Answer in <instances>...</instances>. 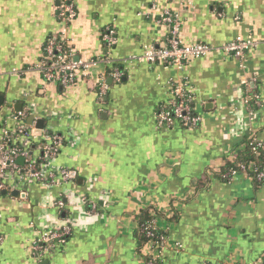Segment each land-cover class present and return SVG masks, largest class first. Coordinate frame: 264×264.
<instances>
[{"label":"crops","instance_id":"0c3cea01","mask_svg":"<svg viewBox=\"0 0 264 264\" xmlns=\"http://www.w3.org/2000/svg\"><path fill=\"white\" fill-rule=\"evenodd\" d=\"M65 1L76 9L67 24L60 17ZM166 12L179 20L184 45H253L241 58L213 51L182 70L135 62L166 45ZM108 29L116 36L110 50ZM60 35L76 59L110 52L113 63L98 64L71 86L47 82L37 68ZM112 66L124 73L120 83ZM179 84L191 90L202 118L196 128L158 125V110ZM249 96L261 103L254 115ZM23 124L30 136L20 144L37 162L47 137L62 139L51 167L71 177L57 184L5 180L0 264H147V257L264 264V183L221 176L247 140L264 141V0H0V142L17 137ZM17 163L23 168L27 160ZM150 208L163 243L140 249L138 216ZM64 228L71 233L63 242L39 243L43 232Z\"/></svg>","mask_w":264,"mask_h":264},{"label":"built area","instance_id":"2783aa9c","mask_svg":"<svg viewBox=\"0 0 264 264\" xmlns=\"http://www.w3.org/2000/svg\"><path fill=\"white\" fill-rule=\"evenodd\" d=\"M60 17L64 24L69 23L76 17V9L72 2L65 1L60 6ZM162 22L170 27V36L165 46L160 48H150L139 57L135 58V62L147 63V64H165L175 67L177 70H182L184 65L191 59L203 58L213 51L220 54H228L238 58L245 55L246 51L253 45L251 42L243 41L241 39L234 40L225 44L224 46L213 48L207 44H194L184 45L180 39V22L176 16H173L170 12H166L162 15ZM59 41L50 40L47 43L45 49V59L39 64L38 70L43 74L44 79L50 83H58L62 86H71L76 84L82 76H89L90 70L98 64H105L110 66L113 62L110 58V52L103 59L97 61H80L75 57L74 52L68 46L66 39L60 35ZM104 41L108 45L110 50L116 43L115 32L111 29L106 31ZM110 76L113 81L120 83L124 77V73L120 68H111ZM98 87L100 92L104 94L109 88L106 79L104 77L99 79ZM173 99L162 106L157 112V122L162 128H171L175 125H180L186 129H193L199 126L202 122L201 116L197 115L193 108V95L191 90L186 88L183 84L174 85L173 87ZM250 101L254 102L256 109L261 106L259 98L257 96L246 97L245 104L249 106ZM252 115L256 110H248ZM25 114H18L17 120L23 121ZM26 136H30V131L24 124L18 130V136H9L0 142V191L5 189V180L13 179L19 182L22 181H34V182H49L51 184H57L58 178L62 182H68L71 174L65 168L51 167L54 159L59 154V149L62 145V139L52 134L47 137L50 142L45 143L41 147L43 156L37 162L32 158L31 150L20 144V139ZM17 141L16 145H11L12 141ZM253 145V151H257L259 148L264 149V141L257 140ZM19 158H25L27 163L23 168H20L17 160ZM254 164L239 165V170H232L224 177L232 178L239 174L250 175L249 171H253L255 176L253 179L259 183H264V169L258 172L254 168ZM70 229L64 228L61 230L50 229L42 233L40 237V244L52 246L54 242H63L69 235ZM2 239L0 237V245ZM163 243V242H162ZM155 245H160L159 242H154Z\"/></svg>","mask_w":264,"mask_h":264},{"label":"trees","instance_id":"16d2710c","mask_svg":"<svg viewBox=\"0 0 264 264\" xmlns=\"http://www.w3.org/2000/svg\"><path fill=\"white\" fill-rule=\"evenodd\" d=\"M56 39V41H59V37L51 38V40ZM194 108V106H193ZM249 109L250 110H257L256 106L254 105L253 101H250L249 103ZM17 141L14 140L11 142V145H16ZM256 144V141L254 138L247 140L245 142V149L240 151L238 154V157L233 161L232 163L226 164L221 176L224 177L226 174H229L232 170H239V165H245L249 167V165L254 164V168L257 169L258 172L263 171L264 169V149L259 148L257 151H253V145ZM250 176L254 178L255 173L253 171H249ZM225 179H230L229 177ZM256 184H262L259 183L257 180H255ZM155 220L156 217L153 214L152 209H147L141 212V214L138 216V230H137V237L140 249L148 244V242H159L160 245L163 240V233L155 226ZM55 243V242H54ZM52 243L51 245H54ZM147 264H159V262L152 258H146Z\"/></svg>","mask_w":264,"mask_h":264},{"label":"water","instance_id":"95a60500","mask_svg":"<svg viewBox=\"0 0 264 264\" xmlns=\"http://www.w3.org/2000/svg\"><path fill=\"white\" fill-rule=\"evenodd\" d=\"M77 60H78V59H77ZM41 123H42V122H39V126H38L39 128H42V125H41Z\"/></svg>","mask_w":264,"mask_h":264}]
</instances>
